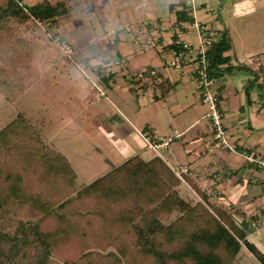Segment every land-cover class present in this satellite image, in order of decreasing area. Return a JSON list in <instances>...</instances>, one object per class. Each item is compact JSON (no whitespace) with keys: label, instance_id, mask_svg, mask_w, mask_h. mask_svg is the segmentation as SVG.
Here are the masks:
<instances>
[{"label":"crops","instance_id":"0c3cea01","mask_svg":"<svg viewBox=\"0 0 264 264\" xmlns=\"http://www.w3.org/2000/svg\"><path fill=\"white\" fill-rule=\"evenodd\" d=\"M105 2L109 12L107 20L116 22L107 33L112 38H95L82 44L79 50L91 70L105 82L112 105L98 103L102 93L91 88V101L87 97L83 100L70 97L71 112L76 116L93 105L94 121L107 123L109 131L105 134L112 137L111 145L105 150L112 162L109 170L133 156L146 161L159 156L174 171L180 166L189 167L183 184L192 192H195L193 186L199 188L210 201L232 212L247 240L264 255V166L259 162L264 161V108L260 91L251 90L248 101L245 85L250 74L243 69L226 71L215 79L212 88L219 96L227 134L237 150L217 148L207 117L208 106L195 71V57L187 56L180 66L169 64L175 56L170 48L174 40L188 41L197 51L201 43L199 25H202L216 38L228 30L233 40V49L228 52L229 56L233 54L231 63L238 64L239 57H246L249 59L240 64L253 69L264 67L261 62L264 37L255 30L263 23L255 15L264 10V1ZM92 6L93 3L87 2V9ZM70 12L71 9L60 19L58 27L65 20L69 29L73 28L74 23L68 17ZM144 21L150 24L145 26ZM151 70H156V74L149 75ZM139 72H145L146 77L139 78ZM166 88L168 91L162 95ZM121 122L135 126L138 134L133 138L124 133L119 127ZM96 123H90L94 130ZM147 138L158 142L170 139L162 156L148 145ZM97 142L102 144L99 138ZM247 150L256 152V161L247 159L244 153ZM244 259L248 264H262L247 248H244L242 263Z\"/></svg>","mask_w":264,"mask_h":264},{"label":"trees","instance_id":"16d2710c","mask_svg":"<svg viewBox=\"0 0 264 264\" xmlns=\"http://www.w3.org/2000/svg\"><path fill=\"white\" fill-rule=\"evenodd\" d=\"M70 9L66 0H42L31 7L22 0L0 1V90L9 100L31 85L25 73L32 59L29 47L13 33L11 20L37 19L58 27ZM170 48L187 50L176 40ZM232 49L228 30L213 40L206 53L209 76L247 71L248 101L257 88L264 108V67L231 63ZM78 180L70 159L46 143L24 114L0 130V264H59L53 257L57 246L78 238L93 221L102 234L120 243L126 239L127 247L134 243L157 264H243L244 248L264 264V255L247 240L234 214L221 204L208 207L181 197L177 187L182 179L159 156L147 161L133 156L90 183ZM174 210L180 217L164 225L163 218ZM121 226L124 232L113 235V228ZM169 243L179 245L169 249Z\"/></svg>","mask_w":264,"mask_h":264},{"label":"rangeland","instance_id":"374dc122","mask_svg":"<svg viewBox=\"0 0 264 264\" xmlns=\"http://www.w3.org/2000/svg\"><path fill=\"white\" fill-rule=\"evenodd\" d=\"M40 1L42 0H22L23 4L28 7ZM66 1L71 6V12L68 15L69 20L74 23L71 29L66 25L65 20H62L59 27L51 25L49 27L46 23L41 26L34 19L26 22L11 20L9 23L13 33L21 37L31 51L30 70L25 73L31 85L14 100H9L0 90V130L18 113L24 114L37 127L46 143L70 158L79 175V183H90L112 167V162L105 151L111 145L112 137L105 134L107 130L109 131L107 123L103 125L101 120L97 124L94 116H91L93 105L75 116L69 107L73 106L70 97L75 96L76 100H83L87 97V101H91L89 92L91 88H94L96 92L103 91L101 99L97 101L102 106L112 105L111 99L107 97L109 94L105 82L101 81L91 70L85 58L82 55L75 56L76 62L79 63L78 66L76 62L62 53L52 34L63 35L76 49H79L82 44L90 43L95 38L111 39L112 37L107 33L111 27L116 25V22L107 20L109 12L105 0ZM86 1L93 3L90 9H87ZM255 16L263 21L262 24L256 26L255 30L259 31L261 37H264V10ZM252 23L255 28V23ZM250 29L253 30V27L250 26ZM131 43L133 42L130 41ZM230 56L232 57L233 54ZM262 56L261 62L264 64V53ZM238 59L242 63L244 59L249 58L239 57ZM91 122L98 125L95 130L90 127ZM119 127L133 138L135 134H138V129L132 124L128 126L121 122ZM98 138L102 144L97 142ZM177 189L181 197L192 203L202 201L208 207L219 204L210 201L208 196L203 197L202 191V193L197 192L193 188L196 195L195 192L189 190L186 184H183L182 180ZM180 215L178 210H174L163 218V224L176 222ZM91 224L92 222L86 224V229H82L83 232L78 238L57 246L53 257L59 264H118L113 258L121 259L123 264H157L152 256L140 253L134 247V243L132 247H127L126 245L129 244L126 239L125 242L120 243L118 239L102 234L96 221H93V225ZM124 228V226L113 228V235H121ZM128 239L132 240L131 237ZM176 245L179 243H169L167 248L173 249ZM119 246L124 248V252L119 249ZM2 259L4 258L0 255V261ZM243 264L248 263L245 261Z\"/></svg>","mask_w":264,"mask_h":264},{"label":"built area","instance_id":"2783aa9c","mask_svg":"<svg viewBox=\"0 0 264 264\" xmlns=\"http://www.w3.org/2000/svg\"><path fill=\"white\" fill-rule=\"evenodd\" d=\"M35 21L38 22L41 26H43V24L46 23L47 26L51 27L49 22H44L37 19H35ZM149 24L150 22L144 21L145 26ZM151 25H153L154 27L158 26L157 23H151ZM199 28H200L201 43L200 46L197 48V51L193 50L191 44L188 41L179 40L178 42H181L187 50L180 51L177 53L175 52V56L169 60V64L173 66H180L187 56L195 57L197 62V68L195 69V71L200 81L204 102L208 106L207 117L210 120L215 135L214 146L217 148L225 147L235 151L237 150V146L235 143L232 142V140L227 134V127L223 120V113L219 106V97L218 94L215 92V90L212 88V85L215 82V78L210 77L208 72L206 53L216 37L215 35H212L209 31H207L204 26L199 25ZM52 35L55 37V41L59 46L60 50L62 51V53L65 56H67L69 59H72L74 62H76L75 56L76 55L81 56L80 50L76 49L68 40L63 38L61 35H57L55 33H53ZM77 65L79 66V63H77ZM148 74L155 75L156 70H151L149 71ZM146 75L147 74L145 72H139L137 74L139 78H145ZM100 92L103 94L102 90ZM147 141H148V145L153 150H155L159 155L162 156V152L168 146L170 139L165 140L163 142H158L147 138ZM244 153L249 161L257 160L255 151L247 150L244 151ZM259 162L264 166L263 160ZM175 172L182 180H185V175L189 173V167L180 166L178 169H175ZM260 216L262 217V214H260ZM261 217L260 219H262Z\"/></svg>","mask_w":264,"mask_h":264}]
</instances>
